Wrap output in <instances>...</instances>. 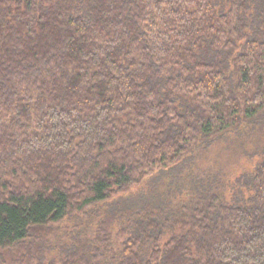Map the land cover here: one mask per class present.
Listing matches in <instances>:
<instances>
[{"label": "trees", "instance_id": "trees-1", "mask_svg": "<svg viewBox=\"0 0 264 264\" xmlns=\"http://www.w3.org/2000/svg\"><path fill=\"white\" fill-rule=\"evenodd\" d=\"M263 115L264 0H0V264H44L47 236L51 264H264V161L247 200L153 199L199 142ZM117 199L99 232L118 226V252L63 241Z\"/></svg>", "mask_w": 264, "mask_h": 264}, {"label": "rangeland", "instance_id": "rangeland-1", "mask_svg": "<svg viewBox=\"0 0 264 264\" xmlns=\"http://www.w3.org/2000/svg\"><path fill=\"white\" fill-rule=\"evenodd\" d=\"M263 161L264 115L255 122L243 123L239 129L225 133L216 141L199 142L176 169L166 171L161 179L157 178L153 182L156 184L153 199L157 205L165 204L167 201L168 208L178 209L189 206L201 197L208 198L212 194L218 195L229 204L238 198L247 200L251 197V192L242 186L241 180L244 175L253 173ZM153 179L151 177L141 187L135 188L131 194L132 200L139 201L137 197H140V194L149 195L151 191L148 183H152ZM176 187H179L177 192ZM162 195L161 200L159 196ZM238 202L242 200L239 199ZM112 203L117 204L118 199L97 206L87 215L67 220L60 227L61 235L65 238L63 241L68 242L76 237L99 245L101 243L98 242L99 238L101 241L107 238L111 250L106 251L105 244L100 246L101 250L111 256L118 252L126 240V236L120 234L118 226H109L106 232H99L100 224L107 220V212L111 210ZM47 238H50L53 245L45 248L43 262L51 264V261L59 260V248H56L58 243L55 239L50 236Z\"/></svg>", "mask_w": 264, "mask_h": 264}]
</instances>
